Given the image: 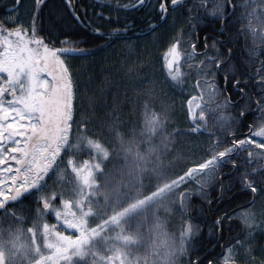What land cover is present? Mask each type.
I'll return each mask as SVG.
<instances>
[{"label": "trees", "instance_id": "trees-1", "mask_svg": "<svg viewBox=\"0 0 264 264\" xmlns=\"http://www.w3.org/2000/svg\"><path fill=\"white\" fill-rule=\"evenodd\" d=\"M73 2L77 14L89 23L100 25L101 32H105L106 36L109 31L134 35L105 38L94 34L91 29L76 25L71 17L72 9L65 7V0H45L42 6L41 21L48 26L61 25L66 34L60 35L59 29H54V35L61 39L80 40V47L91 50L84 57L69 58L70 70L79 82L73 114L75 122L68 143L61 150L62 154H58L55 160L49 157L44 161L49 165L46 183L54 180L67 189V174H71L72 165L77 167L85 161H96V152L102 153V164L93 170V185L78 199L79 206L90 218L83 219L81 212L76 210L79 214L77 228L70 231L59 225L53 213L45 217V209L37 205L33 194L28 200L5 202L7 209L3 211L0 208V227L2 217L5 216V221L14 220V224L27 230L28 234L33 230L40 237L45 227L56 225L59 233L74 237L78 229H87V222L97 227L104 220L146 201L141 207L129 211L117 225L123 228L122 233L127 236L122 244L118 237L121 233H117L114 225L107 230V239L103 240L106 243L100 237L93 236L89 250L86 249L81 256L75 252L67 262L112 264V256L122 257V247L134 264H187L188 254L183 250L181 239L182 217L177 211L180 194L187 189L182 184L177 185L178 180L187 169L204 158L203 153L216 138L223 139L233 134L249 138L264 126V120L258 121L260 114L255 113V105H250L247 98L240 99L239 92L229 88L225 91V83L219 73L214 81L218 90L214 103L226 106L217 112L209 111L208 89L203 85L198 90L195 87L199 97L203 95L204 99H200L201 108H196L193 119L187 103L192 97L191 91L184 90L183 86L175 82H172V86L165 82L167 73L163 54L171 36L183 34L188 39V33L194 30V42L200 41L197 50L202 53L197 55V59L189 61L186 57L190 49L184 51L182 48L185 55V59H182V72L185 73L186 82L195 85L202 78L199 75V60L204 59V36L208 24L213 20L221 23L224 15L231 10L230 3L228 0H207L204 7L189 11L200 5L201 0H184L177 6L179 11H173L167 25L157 33H150V24L156 23V10L152 5L157 4V0H147L145 9L127 11H117V5L128 3L129 0ZM231 3L235 6L234 11L225 20V28L230 37L237 36L239 26H242L246 30L242 35L251 37L253 44L255 37L251 29H260L258 37L264 39V0H231ZM213 4L218 5L220 16L212 15ZM11 6L12 0H0V23L6 21L7 9ZM33 10L34 0H22L19 22L27 26ZM101 12L105 17H112L111 23L97 16ZM256 21L262 24L255 25ZM138 33L144 35L135 37ZM260 57L264 59V55ZM189 63L192 64L190 67ZM245 63L249 64L250 61L246 60ZM221 70L229 79L228 84L241 79L248 81L249 75L241 63L238 68L229 69L226 65ZM207 79L211 82L213 78L208 76ZM248 84L252 87L254 81H248ZM246 94L250 95L251 92L246 90ZM241 111L254 115L243 120L245 126L239 128L234 118ZM221 114L230 119L221 123L218 119ZM81 120L86 123L81 124ZM197 124L201 133L193 134L191 129ZM250 128L253 130L249 131ZM70 142L75 143L76 150L69 147ZM261 143H264V138L257 137L254 142L245 143L235 155L240 175L258 188L264 187V148L260 147ZM230 167V164L224 166L223 171H229ZM207 191L208 200L213 201L211 206L208 200L194 195L184 213L185 221L199 227L198 235L191 240L194 248L202 258L206 256L207 259L222 260L226 246L235 243L234 238L246 236L243 232L246 226L236 218L243 210L244 213H254L257 223L261 224V227L252 229L257 241L254 255L259 258L260 245H264V218L260 216L264 212V193H258L255 205L251 206L249 201L254 197L243 189L226 192L223 198H220L218 187ZM12 193L15 195L14 189ZM51 203L64 205L63 195H57ZM226 214L231 218L225 220L219 228H214L213 222ZM2 240L0 228V243ZM30 242L37 256L36 264H56L55 261H42L50 252L43 238L30 239ZM3 260L5 264H13L8 259Z\"/></svg>", "mask_w": 264, "mask_h": 264}, {"label": "snow or ice", "instance_id": "snow-or-ice-1", "mask_svg": "<svg viewBox=\"0 0 264 264\" xmlns=\"http://www.w3.org/2000/svg\"><path fill=\"white\" fill-rule=\"evenodd\" d=\"M207 0H201V4L194 6L204 7ZM169 3L171 7L169 6ZM181 0H157L152 5L156 10V23H151L150 33L159 32L167 25L173 11H179L177 6ZM45 0H34V10L30 16V22L25 26L19 22V10L22 0H12V6L7 9L8 17L4 23H0V208L6 207L7 201L28 200L35 194V202L42 205L43 209L50 210L48 199L43 195L47 179L49 165L44 163L49 157L55 160L58 154H62L63 147L68 143V136L74 121V107L77 98L79 82L72 73L69 58L84 57L91 53L90 49L82 48L80 40L69 38L61 39L54 35V29H59L60 35H66L63 27L58 24L45 25L41 21L42 6ZM65 7L72 9L71 17L73 22L82 27L91 29L96 35L103 37L100 25L89 23L77 14L76 4L73 0H65ZM87 7V6H85ZM147 0H129L128 3L117 5V11L128 9H145ZM229 7H235L230 5ZM212 15H218V5H212ZM101 20L111 23L112 17H105L97 13ZM227 20V17H223ZM71 27V25H68ZM127 30L125 26L124 31ZM116 31L107 32L111 38L118 35ZM194 30L188 33V39L183 34L173 35L166 45L163 62L166 69L165 82L172 86V82L182 84L185 73L181 71V60L185 59L184 51H188L186 57L191 61L197 59V43L194 42ZM231 42V41H229ZM214 42L212 47L216 49ZM107 44V41H106ZM182 48L184 51H182ZM204 59L199 60L200 79L194 87L208 89L209 111L217 112L226 105L214 103L218 90L215 88V77L223 66L232 58V50L222 53L217 49V54L209 56L207 52V37L205 38ZM192 64L189 63L190 67ZM213 79L210 82L207 77ZM254 85L258 89L256 95L259 99L253 100L251 96L241 92L242 98H247L250 105H255V113H259L258 121L264 120V60H260V68L256 75L250 79H256ZM227 84V76H225ZM247 86L248 81H244ZM240 81L237 80L234 87L239 91ZM198 97H191L188 100V108L195 119V108H201L196 103ZM199 99L203 100L201 95ZM249 115L241 111L235 117L239 128L244 127L243 120ZM202 119V118H201ZM221 123L230 118L224 115L218 117ZM81 124L86 121L81 120ZM251 128L249 129V131ZM193 134H200L201 128L198 124L191 129ZM264 138V126H261L254 135L249 138H241L235 134L231 136L216 138L209 143L207 151L203 153V159L186 170L182 179V186L187 189L180 194L179 207L177 211L181 214V239L183 250L187 251V264H264V245H260L261 255L257 258L254 255L257 244L252 229L261 227L257 223L255 214L245 212L237 215V219L246 226L243 238H234L235 243L226 246L222 260L201 257L200 252L191 244L193 237L198 235L199 227L190 221L184 220V213L189 208L192 196H200L208 200V189L219 188L220 198L226 192H233L236 189H243L245 193L252 194L254 199L249 201L251 206L256 203L258 193H264V187L258 188L242 175L238 167L235 155L244 147L245 143L254 142L255 138ZM264 148V143L260 144ZM231 165L229 171L224 172L226 165ZM14 165V166H13ZM45 174L41 178V174ZM207 174V175H205ZM252 175H255L253 173ZM227 181V186L225 182ZM15 189V195H10ZM56 199L53 194L52 200ZM209 206L213 203L208 200ZM58 216L59 213H56ZM264 218V212L260 214ZM230 215L216 219L213 222L214 228H219ZM71 241L67 242L70 247ZM227 245V242H226ZM65 245H61L64 247Z\"/></svg>", "mask_w": 264, "mask_h": 264}, {"label": "rangeland", "instance_id": "rangeland-1", "mask_svg": "<svg viewBox=\"0 0 264 264\" xmlns=\"http://www.w3.org/2000/svg\"><path fill=\"white\" fill-rule=\"evenodd\" d=\"M182 65L183 63L181 60V71ZM183 80L184 82L180 84V86H183L184 88L186 87V91H191L190 93L192 97H198L197 103L200 104L199 93L194 87V83H187L185 78H183ZM195 110L196 108L195 106H193V111L195 112ZM74 145V142H70L69 147L76 150L77 146ZM95 157H97L96 161H85L80 165H77V167H74L72 165L71 174H67V189L61 186V183L54 182V180L51 183H46L44 186L43 195L48 199V202L50 204V210L45 209L44 216L46 217L47 214L53 213L56 220L60 222L59 225L66 227L70 231H75V229L77 228L76 223L79 214L76 212V210L78 212H81L83 219L90 218L89 214L84 213V211L79 206L78 199L85 195L88 188L93 185V170L94 168L99 167L102 164V153L100 151L96 152ZM44 175L45 174L41 175L42 179L44 178ZM181 178L178 180L177 185L182 184ZM161 192L162 191H160L159 193ZM53 194L55 195V197L57 195H63L64 205L52 204L51 200ZM10 195H13V193H10ZM145 202L146 201H141L133 205L129 210H126L123 213H118L113 218L104 220L97 227H92L89 222H87V229H78L77 235L74 237H72L71 235L59 233L56 225H49L50 227H45L43 230V235L40 237L43 238L44 243L48 245L50 252L46 257L42 258V261H55L56 264H69L67 262V259H71L72 255L75 252H79V255L81 256V254H83L86 249L89 250V242L93 239V236L100 237L99 239H101L102 241L104 239H107V230L114 225L116 227V230L118 231L117 233H121L118 237H120V244H122L127 236L122 233L123 228L117 225H119L120 222H122V219L127 214H129V211L141 207L145 204ZM2 209L4 211L7 209V207H3ZM56 213H59V215L57 216ZM4 217H2V227H0L3 238L2 242L0 243V264H5L3 259H8V261L13 264H36V262H38L36 260L37 256L31 248L30 239L38 240L40 239V237L37 236V233L33 230H30V234H28L27 230L23 229L22 227L16 226L14 224V220L5 221ZM68 241L72 242L70 247L67 245ZM103 242L106 243V241ZM61 245L65 246L61 247ZM121 249L123 250L122 257L118 258L117 255L112 256V264H134V262H131L128 259L129 255L127 256V254H125V252L127 251L122 247Z\"/></svg>", "mask_w": 264, "mask_h": 264}, {"label": "flooded vegetation", "instance_id": "flooded-vegetation-1", "mask_svg": "<svg viewBox=\"0 0 264 264\" xmlns=\"http://www.w3.org/2000/svg\"><path fill=\"white\" fill-rule=\"evenodd\" d=\"M228 1H230V0H228ZM232 13L233 12L227 13L226 15H224V17H228ZM260 24H262L261 21L255 22V25L260 26ZM207 28H208V31L205 34L204 39L207 37V40H208V45H207L208 55L209 56L216 55L217 49L222 53H227L228 49H231L232 50V58L228 61V63L230 61H231V63L230 64L227 63L226 65H228L229 69L238 68L239 63H241V65H244L246 72H247V75H249L248 81H254V85H255L259 78L258 77H256V79H250V78L254 77L256 75L257 69L260 68V60H264V59H262V57H260V55H264V39H261V37L260 38L258 37V34L261 33V30L258 28L251 29V31L255 37L254 38L255 44H253L251 37H249V36L244 37L242 35L243 31L245 30V28L242 26H239L237 36H235L234 38L230 37L228 31L225 28V19L224 18L221 21V23H216L215 21L210 22L208 24ZM198 32L200 33L201 29H200V31L198 30ZM216 41H218L220 43H217L216 49H213L212 45ZM229 41H231V42H229ZM235 41H236V43H233ZM196 43L198 46L200 44V41L198 40ZM261 49H262V51H259ZM204 50H206V49H204ZM201 53H202L201 51L197 50V55H201ZM246 60L250 61V63L246 64L245 63ZM225 66H223V67H225ZM237 73H234V74H237ZM219 75H221L223 79L225 78V75L223 74L222 70L219 72ZM237 75H239V73ZM239 81H240V85H239L240 90L239 91L237 90L236 92L240 93V99L242 98L241 92L246 93V90H247V91H250L251 93H254V92L258 91V89H255L254 85L252 87H250L249 84H247V86H245V84H244L245 80L244 79L243 80L241 79ZM228 82H229V79L227 78V84H228ZM224 83H225V79H224Z\"/></svg>", "mask_w": 264, "mask_h": 264}, {"label": "bare ground", "instance_id": "bare-ground-1", "mask_svg": "<svg viewBox=\"0 0 264 264\" xmlns=\"http://www.w3.org/2000/svg\"><path fill=\"white\" fill-rule=\"evenodd\" d=\"M183 1H184V0H181V3H182ZM181 3H180V4H181ZM229 3H230V5H232L231 0L229 1ZM169 6L171 7L170 3H169ZM233 11H234V7H231V10H230L229 13H231V12H233ZM210 20H211V19H209V21H210ZM213 21L216 22V20H213ZM211 22H212V21H211ZM118 36H119V37H124V36H126V37H133L134 35H125V34L120 33V34H118ZM236 81H237V80L233 81L231 84H230V83H229V84H226V85L224 86L225 91L228 90V88L231 89V90H233V91H237V88L234 87V85L236 84ZM195 84H196V83H195ZM184 90H187V88L185 87ZM249 96H251V98H252L253 100H254V99H258V96L256 95V92L251 93ZM242 100H245V98H243ZM240 212H242V214L244 213L243 210H241Z\"/></svg>", "mask_w": 264, "mask_h": 264}, {"label": "water", "instance_id": "water-1", "mask_svg": "<svg viewBox=\"0 0 264 264\" xmlns=\"http://www.w3.org/2000/svg\"><path fill=\"white\" fill-rule=\"evenodd\" d=\"M95 34V33H94ZM138 35H141V34H138ZM103 37H106L108 38V36L104 35ZM112 37H119V36H112Z\"/></svg>", "mask_w": 264, "mask_h": 264}]
</instances>
